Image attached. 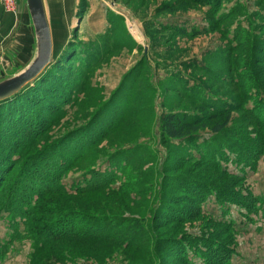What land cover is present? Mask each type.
<instances>
[{
    "label": "rangeland",
    "instance_id": "rangeland-1",
    "mask_svg": "<svg viewBox=\"0 0 264 264\" xmlns=\"http://www.w3.org/2000/svg\"><path fill=\"white\" fill-rule=\"evenodd\" d=\"M55 1L53 11L61 10L53 13L56 62L68 56L80 78L74 88L67 85L68 102L48 111L35 108L33 114L44 121L35 126L31 121L30 140L25 135L11 137V131L18 129L15 123L0 125V166L14 161L6 173L3 196L20 185L23 172L29 173L41 156L50 157L49 146L85 130L98 113L101 117L95 118L94 125L99 120L103 124L111 108H122V121L89 151L88 159L71 168L62 184L71 189L84 179V171L112 169L106 153L137 148L130 171L107 190L54 195L48 200L51 210L46 220L53 223L72 211L105 215L118 223L115 232L139 220L154 225V239L146 237L141 242L140 233L143 238H138V245L80 239L40 250L23 227L21 236L14 239L5 203L0 205V264H181L168 242L178 229L195 238L204 253L208 251L204 243L209 244L214 235L222 246L231 241V264H264V110L256 109L264 107V0H221L216 9L210 2L196 0ZM24 6V0H17L11 10L0 5L16 13L18 21L13 36L4 39L0 63L14 53ZM71 41L74 46L66 52ZM65 60L58 66H64ZM70 71L63 80L71 78ZM56 77L60 78L58 73ZM197 85L201 100L231 108L232 122L221 134L213 132L210 124L225 115L205 119L213 110L181 90H196ZM61 94L54 98L60 99ZM172 113L204 119L196 125L197 131L172 141L161 135L162 119ZM245 138L258 148L255 158L238 152V141ZM14 139L21 141L20 148L13 146ZM216 150L221 168L230 174L206 159L196 160ZM39 151L43 152L37 156ZM197 178L219 187L222 194L210 191L198 202L186 189ZM168 206L177 207V212ZM179 209L188 215L184 223L163 224L180 216ZM221 219L233 220L236 233L218 225ZM63 228L72 231L73 221ZM60 229L54 235H60ZM158 237L164 249L159 251L161 260L153 262L147 249L155 247ZM62 252L65 261L58 259ZM70 255L79 258L72 260Z\"/></svg>",
    "mask_w": 264,
    "mask_h": 264
},
{
    "label": "trees",
    "instance_id": "trees-1",
    "mask_svg": "<svg viewBox=\"0 0 264 264\" xmlns=\"http://www.w3.org/2000/svg\"><path fill=\"white\" fill-rule=\"evenodd\" d=\"M196 1H201L203 4L206 2H210L213 8L216 9V5L221 0ZM71 46H74V44H72V41L69 43V49L66 52H68L72 48ZM63 56L55 64H53L41 76L39 80L34 83V86H30L24 89L19 94L13 96L10 99L0 101V125L15 123L14 127H18L17 131H11L10 134L13 135L11 137L25 135L28 140L32 138L33 128H31V125L34 124L35 126L37 124L35 122L43 123L44 121L42 117L33 114L37 106L41 107L43 110L48 111L53 107L57 108L60 102L66 103L69 101L70 96L69 88L67 87V85L71 86L70 88H74L77 85V80L80 78V75L75 69H73L74 66L67 61L68 56H66V58H64ZM76 58L77 57L75 56L74 59ZM82 59L83 61H86L88 57ZM63 60H65V62L63 63L64 66L59 67L58 64L63 62ZM56 68H59L56 74L58 73L60 78L56 77ZM69 71L70 73L72 72L71 78L68 80H63L64 77L69 76ZM181 90L183 91L184 95H188L190 98L201 102V104H204L205 106H208L213 110L214 114L205 117V119H209L212 117L215 118L216 116L222 117L225 115L224 118H220L218 119V121L210 124V128L213 132H215L216 134H221L231 124V108L220 107L217 106V104H207L205 100H201L196 94V91L199 90L198 85L196 87V90L188 91L187 89H185V87H181ZM59 92L62 93L61 98L59 99V96L54 98L55 95ZM257 108H261L262 110H264V107H256V109ZM99 114L101 113H98L92 119V122L84 128L85 130L80 131L74 136L67 137L71 139L65 142L63 138L58 140L53 145L49 146V151H51L50 157L45 158V156H39L40 163L36 166L34 165L33 167L31 166L32 164L29 163L31 166L30 170H27V172L29 173H26V171L23 172V174H25V179L23 177L20 185L12 188V190L7 192V194H5L4 196L2 186L6 181V173L10 172V166L14 161H7L4 167L2 165L0 166V175L2 174L0 176V205L6 203L5 207H8L10 209L9 222H11L10 224L15 232L14 239H17L19 238V236H21L22 231L19 229L22 227L24 228L27 236H29L32 241L36 242V245L40 250L51 248L54 244L59 242L64 243L67 241L80 239H95L100 242H111L112 240H116L117 242H122V244H125L126 246H131L132 244L138 245L144 240L148 239L146 237H149V240L154 239V228L152 227L154 225L151 224L149 225V227L145 224H142L139 220H135L132 225H129V228L126 227L125 229L117 231L119 234L114 231L115 229H117L118 226L116 225L118 223H115L113 221V217L105 215H95L79 211H72L66 212L63 215L61 214L62 216L60 217V219L58 221H54L53 223H48V220H46V218L50 214L49 211L51 210L47 208L48 200L54 195L83 196L86 194L110 189L114 183H116L122 176L126 175L130 171L132 163L135 162L134 158L136 155V151L138 150L137 148H130L126 151H115L110 155L106 153V159L109 160L112 169L109 166L103 172L99 171V169L84 171V179L81 181V183L74 184L71 189L67 188L65 184H62V179H64V176L68 175L71 168H74V166H76L78 163L80 164L82 160L84 161L85 159H88V154H90L89 151L92 148H96L100 142V139H102V137H105L108 130L118 125L124 118L122 108L113 110L111 108L110 112L106 115L104 123L101 124L99 120L98 125H94L95 122L98 121L95 118L101 117ZM31 116L34 117L32 118ZM16 119H19L20 121H17ZM203 119L204 117L200 116L187 119V117L182 118L175 113L166 114L162 119L161 135L163 136V138L172 141L182 139L184 138L183 136L187 133L197 131L199 126L196 125L201 124ZM2 143L3 142L0 141V148H3ZM13 143V146H16L15 148H20V146L18 145L21 144V141H19L18 139H14ZM237 150L238 152H245L243 154H246V156L250 158H255L253 156L257 154L255 153V151L258 150V148H255L253 146V142L245 138V140L243 139L242 141H238ZM49 151L43 154H47ZM42 152L43 151H39L38 154L36 153L37 156L39 154H42ZM39 157H37V159ZM204 159H206L207 161H204ZM33 160L35 161V159ZM196 160H198L199 162L204 161L208 162L209 164H213L215 166L214 168L219 170L223 174H230L226 170L221 168L219 152L217 150L211 154L205 153V155ZM15 161H18V159ZM32 168L33 170H31ZM115 168L120 172V174L115 171ZM197 179L198 180H191V182L189 181V186H187L186 189L189 190L187 192L191 193L198 202L201 203L205 198L204 194L206 193V196L210 191L215 190L217 194L218 192L221 193L219 187L212 184L203 183L201 179ZM192 182L194 185L190 186V183ZM190 187L194 188H192L191 190ZM168 209H175V212H177V207L175 206H168ZM181 209H179L180 216L176 215L177 217H170L166 220H163V224L184 223V221L187 220L186 218L188 215ZM18 218H20L19 221L17 220ZM69 221H73V225L75 226L72 231H66L63 228L64 224ZM217 221V224L222 226L226 232L228 231L231 233H236L235 223L233 220L221 219ZM20 223L22 226H20ZM58 223H62V225H59L58 227L61 228L60 235L56 236L57 234H54L58 232V228H56V226H58ZM178 230L175 232V234H173L171 239H168V242L170 241L173 244V255L179 263L231 264V260L233 257V250L230 247L232 245L231 241H229L230 245H228L229 243H227L224 245V247L222 246L221 240L216 237V235H214L215 237L209 238V244L204 243V247H206L208 250L207 253H204L200 250V245L197 241L194 240L195 238H192L185 232L181 233V231ZM140 233L144 237V239L140 243H138V238L142 237L139 236ZM158 241H160L159 237L156 238L155 247L150 250L149 248L147 249L148 255H150V258H153V262L161 260L159 258V251H163L164 249H161L160 242ZM191 247L196 250V253H194ZM197 252H200V254H198ZM70 256L72 257V260H76L77 258H79L74 255ZM200 256L204 260L198 261L197 258H200ZM58 259L65 261V254H63L62 252L59 255Z\"/></svg>",
    "mask_w": 264,
    "mask_h": 264
},
{
    "label": "water",
    "instance_id": "water-1",
    "mask_svg": "<svg viewBox=\"0 0 264 264\" xmlns=\"http://www.w3.org/2000/svg\"><path fill=\"white\" fill-rule=\"evenodd\" d=\"M23 25L14 53L0 63V101L19 94L56 62L53 0H24ZM59 5L54 7L58 8ZM65 11L72 12L66 8ZM25 55V59L21 55Z\"/></svg>",
    "mask_w": 264,
    "mask_h": 264
},
{
    "label": "crops",
    "instance_id": "crops-1",
    "mask_svg": "<svg viewBox=\"0 0 264 264\" xmlns=\"http://www.w3.org/2000/svg\"><path fill=\"white\" fill-rule=\"evenodd\" d=\"M17 22L16 13L0 8V49L4 47V39L13 36Z\"/></svg>",
    "mask_w": 264,
    "mask_h": 264
},
{
    "label": "built area",
    "instance_id": "built-area-1",
    "mask_svg": "<svg viewBox=\"0 0 264 264\" xmlns=\"http://www.w3.org/2000/svg\"><path fill=\"white\" fill-rule=\"evenodd\" d=\"M17 3V0H0V5H4L7 9H13Z\"/></svg>",
    "mask_w": 264,
    "mask_h": 264
}]
</instances>
